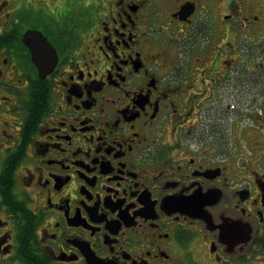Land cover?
<instances>
[{
  "label": "flooded vegetation",
  "instance_id": "1",
  "mask_svg": "<svg viewBox=\"0 0 264 264\" xmlns=\"http://www.w3.org/2000/svg\"><path fill=\"white\" fill-rule=\"evenodd\" d=\"M261 59L264 0H0V264H264Z\"/></svg>",
  "mask_w": 264,
  "mask_h": 264
},
{
  "label": "rangeland",
  "instance_id": "2",
  "mask_svg": "<svg viewBox=\"0 0 264 264\" xmlns=\"http://www.w3.org/2000/svg\"><path fill=\"white\" fill-rule=\"evenodd\" d=\"M260 62L264 63V60L261 59ZM263 94L259 95V94H255V92H253V98H263ZM254 125H256V124L254 123ZM261 125L264 128V123H262ZM263 137H264V129H263ZM252 154L255 155V156H258V158L260 160V163H262V165L260 166V169L264 170V151H255V150L252 149Z\"/></svg>",
  "mask_w": 264,
  "mask_h": 264
},
{
  "label": "water",
  "instance_id": "3",
  "mask_svg": "<svg viewBox=\"0 0 264 264\" xmlns=\"http://www.w3.org/2000/svg\"><path fill=\"white\" fill-rule=\"evenodd\" d=\"M35 56V55H34ZM35 59H36V57H35ZM37 61V60H36Z\"/></svg>",
  "mask_w": 264,
  "mask_h": 264
}]
</instances>
